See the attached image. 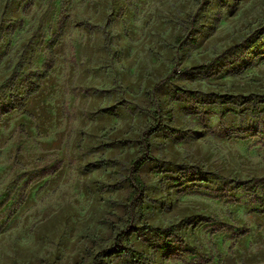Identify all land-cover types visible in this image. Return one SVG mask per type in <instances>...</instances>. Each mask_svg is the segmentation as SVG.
Listing matches in <instances>:
<instances>
[{
  "label": "rangeland",
  "instance_id": "374dc122",
  "mask_svg": "<svg viewBox=\"0 0 264 264\" xmlns=\"http://www.w3.org/2000/svg\"><path fill=\"white\" fill-rule=\"evenodd\" d=\"M260 46L264 0H0V264H264Z\"/></svg>",
  "mask_w": 264,
  "mask_h": 264
},
{
  "label": "trees",
  "instance_id": "16d2710c",
  "mask_svg": "<svg viewBox=\"0 0 264 264\" xmlns=\"http://www.w3.org/2000/svg\"><path fill=\"white\" fill-rule=\"evenodd\" d=\"M191 21H192V25H195V20L193 18L191 19ZM59 37H60V34L55 35L48 44L49 61H48V65H47L44 73L41 76H36L35 81L28 85V87L26 89V93H25L23 98H20V99L14 98V101H15V103L18 104L19 109H23L24 105L28 101V99L32 95H34L35 93L38 92V90L40 88L41 81L47 77L49 71L51 70L52 65H53V49L56 46ZM235 48L237 49V47H235ZM180 50H181V47H180ZM257 50L259 51V53L261 55H264V48L262 46L257 48ZM218 62H219V58H214L211 62H209L207 64L199 65V66L193 68L192 70L198 71V72H203L208 67H213ZM175 75H176L175 72L172 71L164 80L159 82V84H164V83L170 82L175 77ZM190 96H191V94H190ZM102 113H105V114L110 115V116H114V112L112 110H109V109L102 110ZM160 126H161V118L156 113L154 115L153 123L151 125L147 126L143 130V132L141 133L140 141H139L138 156L131 161L129 168H128L127 182L129 184V186L131 187V191L129 192V194L127 196L126 202H127L128 206H130V207L138 205V207H139L138 211L140 213H141L142 198H143L144 191H145V184L143 183V181L139 175V171L147 162H149L152 159L151 158V146L149 143V139L151 136H153L159 130ZM20 129H23V128L20 127ZM164 129L169 131L170 133H177L178 132L177 129L170 128L168 126H166ZM60 168H61L60 163H56L52 168L43 172L42 178L54 175L56 172H58L60 170ZM243 186H244V184H237L236 185L237 188H241ZM23 202H24V198L22 197L19 201L18 207L21 206L23 204ZM261 202H262V204H264V194L261 198ZM143 227L147 230L150 229L148 226H143ZM130 229H132V231H136L133 228L131 221L128 223L126 232ZM126 232H123L122 234H124ZM156 232L159 235L162 234V231L160 229H157ZM242 234H244V232ZM126 241H128V238ZM169 248H170V245L168 243H165L160 247V251L164 252V251H167ZM112 254H115V255L130 254V255H133L134 257H136L138 259V261H141L144 259V256L142 254L131 250L129 247H125V248L119 247L117 249H114L112 251Z\"/></svg>",
  "mask_w": 264,
  "mask_h": 264
}]
</instances>
